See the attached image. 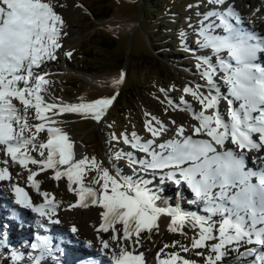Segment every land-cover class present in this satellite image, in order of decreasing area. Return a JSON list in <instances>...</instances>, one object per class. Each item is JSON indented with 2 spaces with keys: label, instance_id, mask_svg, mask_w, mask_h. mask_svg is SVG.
Listing matches in <instances>:
<instances>
[{
  "label": "snow or ice",
  "instance_id": "snow-or-ice-1",
  "mask_svg": "<svg viewBox=\"0 0 264 264\" xmlns=\"http://www.w3.org/2000/svg\"><path fill=\"white\" fill-rule=\"evenodd\" d=\"M206 2L214 7L202 14L196 35L199 48L210 49L211 55L195 57L198 61L195 67L204 84L183 89L184 95L199 103L200 111L183 97L179 101L183 106L179 110L190 113L195 123L187 130L184 126L177 127L167 139L171 129L154 117L144 122V130L151 138L144 140L132 132L129 139L122 133L123 143L132 151L109 155L113 175L95 157L74 159L68 135L54 126L57 121L52 117L72 113L99 123L115 97L71 105L46 103L41 93L46 91L49 81L45 77L49 73L41 69L56 59L63 20L46 0H0V153L4 157L0 160L4 165L0 167V182L12 179L10 162L11 166L18 165L27 171L26 187L35 190L43 202L34 203L25 186L9 184L12 203L30 210L39 217L35 221L37 227L47 230L48 225L60 224L59 204L52 193L40 190L36 177L50 169L54 173L51 179L66 178L68 190L77 197L69 208H99L100 223L95 230L110 233L107 240L97 237L99 253L105 260L93 259L92 264H146L144 253L136 252L141 234L158 229L161 217L169 218L170 232H177L189 221L194 229H199L191 248H205L212 253L205 257L204 264H224L229 252L235 253V264H264V172L247 169L245 159L246 152L264 151V65L256 62L259 53L264 52V36L243 27L233 6L222 7L225 0ZM65 55L70 58L72 53ZM124 78L121 72L112 84L119 85ZM217 78L226 86V96L221 94ZM221 100L227 101V120L219 108ZM169 104L178 107L171 100ZM30 109H34L35 119L40 123H29ZM42 132L47 134L46 142H37ZM32 152L38 153L39 158L32 156ZM121 159L128 161L133 175H123L112 163ZM137 169L159 176L162 183L186 185L203 205L206 215L196 216L183 212L179 205L169 206L158 191L149 187L150 180L137 176ZM86 170L96 172L90 184L98 187L83 183ZM10 210L15 217L16 209ZM215 217L220 218L218 228ZM70 231L75 235L78 230L73 226ZM211 241L215 242L209 244ZM30 247L39 253L32 257L34 264H40L54 252L63 255L51 236L36 235ZM87 247H92L91 242ZM181 248L189 251L183 245ZM13 258L18 260L20 255L14 253ZM157 264L194 262L177 253L161 259L157 253ZM227 264L234 261L228 260Z\"/></svg>",
  "mask_w": 264,
  "mask_h": 264
},
{
  "label": "rangeland",
  "instance_id": "rangeland-1",
  "mask_svg": "<svg viewBox=\"0 0 264 264\" xmlns=\"http://www.w3.org/2000/svg\"><path fill=\"white\" fill-rule=\"evenodd\" d=\"M96 1L99 2V0H46V2L51 3L54 11L63 20L59 41L63 47L57 49L55 60L47 62L49 67L41 69L42 72L49 73L46 76L49 83L46 85V91L42 92L41 95L46 103L71 105L81 102H94L97 99L111 98L118 94L99 123L91 118H84L72 113L52 117L57 121L54 126L68 135L69 141L73 145L74 159L95 157L102 167L108 168L112 172L109 155L118 151H132L123 143L122 133L128 135L129 139H131L132 132H136L144 140L151 138L150 134L144 130V122L153 117L171 129L165 139L171 138L179 126H184L187 130L191 124V115L187 111L179 110L183 107L179 105L182 97L197 112L200 111L199 103L190 95H184L183 89L185 86L195 89L197 84H204L195 67L198 62L195 57L211 55V50L199 48L196 44L197 39H199L196 33L200 27L199 21L202 19V14L212 10L214 6L208 5L206 0H153L159 5L153 9L155 14L152 17L153 13L146 3L148 0H144V4L141 2L142 0H108L113 8V16L105 21L95 22L93 9L99 8L96 6ZM259 1L261 13L264 14V0ZM197 4L200 5L199 8L195 7ZM190 5L192 7H189ZM198 12L201 14L200 16L197 15ZM144 13L146 15L145 20L143 19ZM240 17L243 21L244 17L242 15ZM148 22L151 23V26ZM243 24L242 26H244ZM98 30L112 36L115 40V45L108 54L100 46L102 41L98 37ZM217 31L220 32L221 30L218 29ZM154 32H156L155 35ZM181 33L184 34L183 37ZM190 40L195 41V47L191 45ZM158 45L161 47L159 48ZM184 48L192 51H185ZM67 52L72 53L70 58L65 55ZM159 53L160 55L164 54V56L158 55ZM152 54L162 62H159V67L162 69L153 66L155 59ZM143 56L148 58L149 65L146 64V61L145 64L142 62ZM99 57L102 58L98 59ZM259 57H261L260 53ZM122 58L125 61L123 66L119 67V61ZM212 59L214 61L215 58L212 57ZM80 70L84 72H80ZM85 71H91V73H85ZM121 72L125 74L123 82L119 85H113L112 81L118 79ZM217 82L221 85L222 95L226 96V86L219 81V78H217ZM201 91L207 94L206 89L202 88ZM169 100L178 107L170 105ZM14 103L22 109L18 102L14 101ZM236 106L238 107V103ZM219 107L224 119L227 120V101L221 100ZM146 113L149 114L147 117ZM28 116L30 124L40 123L39 120L35 119L34 109L29 110ZM172 121H175V124H172ZM113 136L120 139L112 140L111 137ZM46 139V132L37 136V142H46ZM255 153L256 151L248 152V161H260L261 158L256 157ZM31 155L38 157V153L35 152H32ZM137 155L140 154L137 153ZM2 159L4 157L0 155V160ZM112 163L119 168L123 175H133V169L126 159L113 160ZM3 166L0 164V167ZM10 167H12L11 162ZM29 167L35 168L32 165ZM13 170V182L26 180L27 177L24 172L26 170L19 166H14ZM53 174L52 170L42 172L38 179L43 187L40 190L52 193L55 201L59 204L57 216L60 224L55 225L56 228L62 234L64 241L70 245H68L69 248L75 253L99 260L97 256L99 254V247L97 246L99 240L97 237L109 238L110 235V233H97L95 230L100 223L99 212L101 210L94 206L87 209L69 208V205H72L71 203L76 199L75 194L68 190L66 178L56 181L51 179ZM112 174L115 175L114 172ZM96 175L95 171L86 170L83 183L86 186L98 187V185L90 184L91 179ZM137 176L152 177L151 173L144 174L138 169ZM154 183L158 186L149 187L154 191H161L159 193L161 197L170 195V202L173 206L179 205L182 210L188 211V214L206 215L203 205L194 206L197 203L190 200L189 196L183 198L185 192L182 191V187L176 192L170 182L162 183L160 180H156ZM7 186V184L1 185L6 196H8ZM73 187L76 186L73 185ZM184 195L187 196L188 194L185 193ZM34 196L39 199L37 194ZM214 219L217 221L216 226L218 228L220 218L215 217ZM157 223L159 228L153 229L151 234L148 232L141 234L142 251L146 264H157V253H160L161 249H163L161 253L165 255H161V259L167 258V254L177 253L180 257L193 261L194 264H204L205 257L212 255L205 248H191L192 240L198 235L199 229H194L190 221L186 222L184 227L178 229L177 232L168 230L170 221L165 223L159 219ZM73 226L78 230L75 235L70 231ZM117 227L120 226L117 225ZM2 235L0 233V236ZM14 239L19 240L17 236ZM174 241L177 242L175 246H173ZM88 242H91V248L87 247ZM214 242L211 241L209 244ZM165 245H169V247L165 248ZM181 245L187 247L189 251L184 252ZM12 246L14 245L11 244L8 247L11 248ZM22 246H24L23 243L21 247L16 246L15 249H11L20 255V259L14 260V254L4 252L0 255V264H28L29 260H33L31 258L26 261L28 255L23 254L28 251ZM21 248L23 249L20 251ZM197 252L203 253V255L198 256ZM36 255L33 254V256ZM229 256L231 257L230 260H235L233 258L234 253L229 252ZM22 258H25L24 262ZM52 260L50 259V262ZM64 261L66 262V260ZM64 261L62 264H65ZM41 264L49 263L45 260Z\"/></svg>",
  "mask_w": 264,
  "mask_h": 264
},
{
  "label": "bare ground",
  "instance_id": "bare-ground-1",
  "mask_svg": "<svg viewBox=\"0 0 264 264\" xmlns=\"http://www.w3.org/2000/svg\"><path fill=\"white\" fill-rule=\"evenodd\" d=\"M229 5H231V6H233L234 7V10L237 12V13H239V15H242V17H244L243 18V21H244V26L243 27H245L246 29H249V30H252V31H255V32H257L258 34H260L261 36H264V28H263V26H264V18H263V16H264V14L263 13H261V6H260V1L259 0H225V5L224 6H222V7H224V8H226V7H228ZM263 5H264V2H263ZM257 9H258V11H257ZM258 13H260L259 15H258ZM63 36H64V34H63ZM63 46H61L60 48H62ZM46 67H49V65L48 64H46V66H45V68ZM47 72V71H46ZM46 78V77H45ZM220 92H221V94H222V91L220 90ZM62 104H66V103H62ZM68 105V104H67ZM220 108V107H219ZM47 114H49V116H51L52 114L51 113H47ZM58 116H60V115H58ZM191 120V121H190ZM190 123L191 124H193V123H195V121H193L191 118H190ZM190 124V125H191ZM262 152V157H264V151H261ZM245 155H246V153H245ZM38 156V155H37ZM39 158V157H38ZM260 161H261V159H260ZM247 162H248V160H247ZM251 163L249 162V163H247V169H249V168H251V165H250ZM256 166H257V168L259 169V170H264V162L262 163V162H259V161H257L256 162ZM50 170V169H49ZM48 170V171H49ZM25 172V174H26V177H27V175H28V173H27V171H24ZM151 176L154 178H152V177H145V179H147V180H150L151 181V183L149 184V186H153L154 188L156 187V186H158L157 184H155L154 183V181H156V180H160L161 181V179H160V177L159 176H154V175H152L151 174ZM19 177V176H18ZM14 179V177L9 181V182H0V186L2 185V186H4L5 184H9V183H11L12 182V180ZM36 180L37 181H39L40 182V180L38 179V177H36ZM24 184V186L26 187V180H25V182L23 183ZM40 185H41V188L40 189H42L43 187H42V183L40 182ZM87 186H89V185H87ZM26 189H27V191L29 192V191H32V193H36V191L35 190H33V189H31V188H28V187H26ZM30 189V190H29ZM187 190V189H186ZM3 194L2 196H4V197H2L3 199L4 198H6V196L4 195V193L3 192H0V194ZM159 193H161V191L159 192ZM29 194H30V192H29ZM185 193H183V198H187L188 196H189V199L191 200V197H190V194H189V192H188V190H187V196H185L184 195ZM32 196V195H31ZM162 198L164 199V200H166L167 202H168V205L169 206H171V207H175V206H173L172 205V203L170 202V199H171V197H170V195L169 196H167V197H165V196H162ZM10 201H8V203H9ZM73 202H76V199L73 201ZM73 202H72V204H73ZM35 203H42V202H40V201H38V200H36L35 201ZM1 207L2 208H4L5 206H3V204L1 203ZM73 208V207H72ZM71 208V209H72ZM74 209V208H73ZM182 210V209H181ZM183 212H185V213H187L188 211H186V210H182ZM7 213V222L9 223V225L10 224H13L11 227H12V230L11 229H9V228H7L6 227V225H4L2 222H0V233H2L3 235L2 236H0V240H1V242H0V255L2 254V252L3 251H5V250H8V246L9 245H15V244H17V246L18 247H21V245H22V243H20V242H23L22 240H18V241H16L15 239H14V237L15 236H17L18 237V235L17 234H15V232L17 231V229H18V223H13V221H14V218L15 217H13V214H12V212H11V210L10 209H8V211L6 212ZM96 213V212H95ZM32 215V214H31ZM36 217V216H35ZM37 219H39V217H36ZM35 219V218H34ZM161 220H163L165 223H168L170 220H169V218H167V217H161L160 218ZM166 220H168V221H166ZM44 222H47V221H44ZM26 223V222H25ZM3 227H5L4 229H3ZM22 228H24V225H22L21 226ZM52 233H53V235H52V242H53V244L54 245H59V247L62 249V251H63V255H61V253H59L58 254V256H55L56 257V259H54V261L53 262H56V263H49L50 262V259L49 258H43L42 260H41V262H40V264L43 262V261H45V260H47L48 261V263L49 264H62V261H64V260H66V262L64 261V263L65 264H67V260H69V259H71V264H83V263H85V264H88V260H86L87 258H84L83 257V255L84 254H79V253H75L73 250H71L70 248H69V244L68 243H66L65 241H64V238H63V236H62V234L60 233V231L56 228V226L55 225H50V229H49ZM23 232H24V230H23ZM103 234V233H102ZM4 236H7V240H6V242L5 243H2V239H3V237ZM102 239H108V237H104V238H102ZM6 245V246H5ZM69 245V246H68ZM97 246L100 248V243H98L97 244ZM160 246V245H159ZM22 247H24V249H25V245L24 246H22ZM244 247H247V246H244ZM244 247H242L241 248V251H243L244 250ZM12 248V247H11ZM16 248V247H15ZM14 248V249H15ZM23 248H21L20 249V251L22 250ZM129 250H131V248H129ZM136 252H137V254L138 253H140V252H142L143 253V251H142V244H140V247L136 250ZM4 253V252H3ZM161 253V252H160ZM232 253V252H231ZM25 254H27L28 255V257H27V259H26V261L27 260H29V259H31L32 257L31 256H33V254H37L38 255V253L37 252H35V253H32V254H28V252H24V254L23 255H25ZM85 254H88V253H85ZM81 255V256H80ZM148 255V254H147ZM165 256L164 254H160V256ZM234 255H235V253H234ZM98 257H99V260H101V261H104L105 260V258L103 257V256H101L100 255V253L97 255ZM62 257V258H61ZM182 257V256H181ZM84 258V259H83ZM94 258V257H93ZM234 259H235V256L233 257ZM25 258H22V261L24 262L25 260H24ZM95 259V258H94ZM97 259V258H96ZM183 259H185V258H183ZM231 259V257L229 256H227L226 257V259H225V261H224V264H227V261L228 260H230ZM21 261V260H20ZM85 261V262H84ZM234 262H235V260H233ZM61 262V263H60ZM28 264L30 263V264H34V261L33 260H29V262H27Z\"/></svg>",
  "mask_w": 264,
  "mask_h": 264
},
{
  "label": "trees",
  "instance_id": "trees-1",
  "mask_svg": "<svg viewBox=\"0 0 264 264\" xmlns=\"http://www.w3.org/2000/svg\"><path fill=\"white\" fill-rule=\"evenodd\" d=\"M141 2H143L144 4V0H142ZM96 6H99V8H96V9H93V12L95 14V22L96 21H105L107 20L108 18H110L112 15V12H113V8L112 6L110 5V2L108 0H99V2L96 1ZM148 4V8L149 10L153 13L152 17H154V14H155V11L153 10L155 7H156V3L153 2V0H148L146 2ZM159 5V4H158ZM157 5V6H158ZM145 13H144V16H143V19L145 20ZM149 25L151 26V23L148 22ZM98 33V37L100 38V40L102 41L100 43V46L103 47V49L105 50V53L108 54V52H110L112 50V48L114 47L115 45V40L112 36L108 35V34H105L103 32H101L100 30L97 31ZM156 32H154L153 34L155 35ZM156 37V36H154ZM150 38H152L150 36ZM155 40V39H154ZM198 40V39H197ZM157 44V43H156ZM197 44V43H196ZM158 47L160 48L161 46L158 45ZM153 55V54H152ZM160 55V53L158 54ZM100 56V55H99ZM160 56H164V54H161ZM102 57H99L98 59H100ZM153 58L155 59V63L153 66H156L157 69L160 68L162 69L161 67H159V62H161L155 55H153ZM120 59V58H119ZM124 58H122L119 63V67H122L123 66V63H124ZM145 61L147 62L146 64L149 65L148 63V58H146V56H143V59H142V62H144L145 64ZM162 63V62H161ZM98 64V63H97ZM158 65V66H157ZM120 70V69H119ZM80 72H84L82 70H80ZM85 73H91V71H85ZM101 73H104L103 71H101ZM135 82V81H133ZM142 84L143 86H147L146 84H143V83H140ZM118 97V94H116L115 96V99Z\"/></svg>",
  "mask_w": 264,
  "mask_h": 264
},
{
  "label": "water",
  "instance_id": "water-1",
  "mask_svg": "<svg viewBox=\"0 0 264 264\" xmlns=\"http://www.w3.org/2000/svg\"><path fill=\"white\" fill-rule=\"evenodd\" d=\"M124 68V67H123Z\"/></svg>",
  "mask_w": 264,
  "mask_h": 264
}]
</instances>
